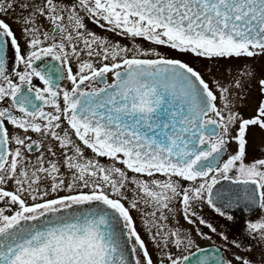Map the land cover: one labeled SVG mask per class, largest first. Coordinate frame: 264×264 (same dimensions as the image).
I'll list each match as a JSON object with an SVG mask.
<instances>
[{
  "label": "snow or ice",
  "instance_id": "snow-or-ice-1",
  "mask_svg": "<svg viewBox=\"0 0 264 264\" xmlns=\"http://www.w3.org/2000/svg\"><path fill=\"white\" fill-rule=\"evenodd\" d=\"M261 58L264 0H0V264H264Z\"/></svg>",
  "mask_w": 264,
  "mask_h": 264
},
{
  "label": "flooded vegetation",
  "instance_id": "flooded-vegetation-1",
  "mask_svg": "<svg viewBox=\"0 0 264 264\" xmlns=\"http://www.w3.org/2000/svg\"><path fill=\"white\" fill-rule=\"evenodd\" d=\"M9 22L11 23V20H9ZM12 26H13V28H14V29H16V28H17V25H15V24H13ZM261 59H264V58H261ZM224 183H226V182H224ZM133 215L135 216V215H136V213L134 212V213H133ZM145 238H146V237H145ZM202 243H207V242H206V241H204V242H202Z\"/></svg>",
  "mask_w": 264,
  "mask_h": 264
},
{
  "label": "rangeland",
  "instance_id": "rangeland-1",
  "mask_svg": "<svg viewBox=\"0 0 264 264\" xmlns=\"http://www.w3.org/2000/svg\"><path fill=\"white\" fill-rule=\"evenodd\" d=\"M96 31H97V32H100L101 30H100L99 28H96Z\"/></svg>",
  "mask_w": 264,
  "mask_h": 264
}]
</instances>
